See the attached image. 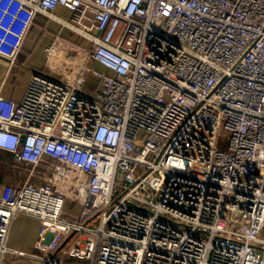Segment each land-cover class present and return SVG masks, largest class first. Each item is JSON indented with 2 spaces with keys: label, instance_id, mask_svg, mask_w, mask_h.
Segmentation results:
<instances>
[{
  "label": "built area",
  "instance_id": "obj_1",
  "mask_svg": "<svg viewBox=\"0 0 264 264\" xmlns=\"http://www.w3.org/2000/svg\"><path fill=\"white\" fill-rule=\"evenodd\" d=\"M38 15L73 36L0 94V254L28 215L40 264H264V0H0V57Z\"/></svg>",
  "mask_w": 264,
  "mask_h": 264
},
{
  "label": "crops",
  "instance_id": "obj_2",
  "mask_svg": "<svg viewBox=\"0 0 264 264\" xmlns=\"http://www.w3.org/2000/svg\"><path fill=\"white\" fill-rule=\"evenodd\" d=\"M55 16L67 18L70 13L58 8ZM73 36L68 28L55 19L44 15L36 16L28 30L16 62L11 64L0 57V94L16 100L21 99L36 71L45 69L44 49L57 36ZM30 180V179H29ZM28 181V170L15 171L10 154L0 151V197H12L18 188ZM70 203L68 206H72ZM70 212V211H69ZM40 222L38 219L21 215L12 225L7 240L8 251L0 254V264H40L43 254L37 249Z\"/></svg>",
  "mask_w": 264,
  "mask_h": 264
},
{
  "label": "rangeland",
  "instance_id": "obj_3",
  "mask_svg": "<svg viewBox=\"0 0 264 264\" xmlns=\"http://www.w3.org/2000/svg\"><path fill=\"white\" fill-rule=\"evenodd\" d=\"M229 147V137L227 135H222L219 138V144H218V148L222 149V150H227ZM78 206L76 204H73L71 207L68 206L67 209L70 211L69 217H76V215L79 213V208H77ZM97 220H95L94 222H96ZM94 223V224H95ZM70 261L72 262H77L76 260L70 259ZM32 264V263H30Z\"/></svg>",
  "mask_w": 264,
  "mask_h": 264
},
{
  "label": "water",
  "instance_id": "obj_4",
  "mask_svg": "<svg viewBox=\"0 0 264 264\" xmlns=\"http://www.w3.org/2000/svg\"><path fill=\"white\" fill-rule=\"evenodd\" d=\"M24 139H25V137L23 136L22 137V140L24 141ZM53 236H54V233L53 232H49L48 234H47V236H46V240H45V244L47 245V244H49L50 243V241H51V239L53 238Z\"/></svg>",
  "mask_w": 264,
  "mask_h": 264
}]
</instances>
